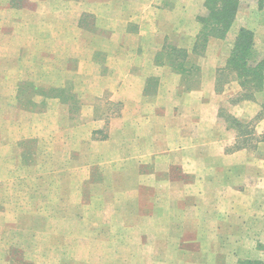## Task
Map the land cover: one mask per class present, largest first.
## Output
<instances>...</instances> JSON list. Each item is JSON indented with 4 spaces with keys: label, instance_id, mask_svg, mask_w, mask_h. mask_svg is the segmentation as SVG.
<instances>
[{
    "label": "crops",
    "instance_id": "obj_1",
    "mask_svg": "<svg viewBox=\"0 0 264 264\" xmlns=\"http://www.w3.org/2000/svg\"><path fill=\"white\" fill-rule=\"evenodd\" d=\"M21 2L0 0V60L8 51L18 66L26 126L49 128L26 139L60 140L59 177L69 182L52 183L48 166L64 193L43 202L48 212L59 204L49 218L64 235L76 244L92 235L124 264H239L264 253V141L238 147L212 102L178 94L180 73L163 50L178 34L187 63L200 57L198 80L211 85L200 97L224 69L220 54H192L195 40L174 20L183 5L88 0L98 12L83 21V0Z\"/></svg>",
    "mask_w": 264,
    "mask_h": 264
},
{
    "label": "rangeland",
    "instance_id": "obj_2",
    "mask_svg": "<svg viewBox=\"0 0 264 264\" xmlns=\"http://www.w3.org/2000/svg\"><path fill=\"white\" fill-rule=\"evenodd\" d=\"M162 1L164 7L172 5L171 0ZM175 1L180 2L184 9L174 14V20L184 23L187 36L194 40L199 35L203 37L205 34L201 32L205 27H200V19L207 20L211 13H216V8L211 7L208 14L206 0ZM17 2L22 3L21 0H16ZM236 2L235 19L231 28L222 33V40L216 37L208 38L204 50V54H212V52L213 55L220 54V64L223 67L230 57L236 30L241 27L250 31L254 29L257 32V38L256 36L254 38V51L258 56L257 60L264 59V0H236ZM81 7L85 14H88L83 21L90 18L91 11L98 12L94 6L91 10L88 0H83ZM152 13L153 11H148L149 19L152 18ZM100 15L106 19L107 12ZM184 18L189 22L185 24ZM52 24H50L51 29L54 28ZM3 30L7 31L6 28ZM207 30L210 31V27ZM183 36L181 33L178 34L177 37L180 38H177L176 43L167 45L163 49L166 58L171 60L172 66L180 73L184 89H180L178 94L180 96L191 94L193 102L203 100L212 102L217 110L218 122L224 126L231 138L239 137L242 146L252 147L264 141V90L251 99H241L238 96L240 89L234 76L225 75L221 77L219 84L214 81V87H211L209 92L205 89L200 97L198 92L202 85L203 87L211 85L198 80L202 77L204 69L200 57L196 58L194 63H187L189 59L185 55L189 50L186 48L187 42ZM6 38L3 37L4 40ZM190 50L192 52L193 48ZM196 51L200 53L201 48L197 47ZM9 53L4 51L3 58H9L0 60V264H124L120 256L122 251L119 252L120 259L113 260L112 247L106 244L96 246L92 243L94 237L89 234L83 235V243L76 244L73 236L64 235L67 229L60 226L58 218H49L52 213L59 212V204L51 202L53 208L48 212L49 209L44 207L46 204L43 202L44 198L48 194L54 196L64 191L63 188L61 192L60 188L51 187L47 174L48 166L56 169L50 175L54 176L52 183L62 182L65 187L69 182L66 173L62 172L59 177L60 155L57 151L60 140L55 139L54 145L48 146V143L46 145L42 139H34L35 141L31 138L26 139L27 136H40L46 133L45 131L48 132L49 128L44 130L39 126L28 127L24 121L25 116H20L18 111L21 107L25 108L28 103L23 99L18 100L16 96L17 93L21 94L18 88L22 85L16 83L19 69L17 65L11 63ZM204 54L201 55L204 57ZM154 83L152 79L150 85L154 86ZM117 111L114 108V112ZM82 114L88 115V112ZM231 118L239 120L241 125L237 126ZM67 156L73 158L74 154ZM82 157L84 162H89L91 158L90 155H82ZM62 164L65 165V162ZM44 166L47 167L46 170ZM61 169L64 170L65 167ZM87 192L83 193V196H89V190ZM57 198L54 196L55 200ZM66 204L62 203L61 206ZM60 232L63 234L59 235ZM257 256L244 262L264 264V253L260 251Z\"/></svg>",
    "mask_w": 264,
    "mask_h": 264
},
{
    "label": "trees",
    "instance_id": "obj_3",
    "mask_svg": "<svg viewBox=\"0 0 264 264\" xmlns=\"http://www.w3.org/2000/svg\"><path fill=\"white\" fill-rule=\"evenodd\" d=\"M210 1L211 0H206V5L208 4V14L211 7L214 9L216 8V13L213 14L210 12V17L207 20L200 19V27H205L201 34L203 33L205 35L203 37L200 35L196 37L192 47V54L202 56L201 54H204L208 38L216 37L222 40V33L231 28L235 19V10L237 5L236 0ZM208 27H210V31L207 30ZM197 47L201 48L200 53H197ZM257 59L258 56L256 51H254L253 32L240 28L235 35L232 49L230 51V57L227 60L224 69L219 71L217 74L216 84H219L221 77L229 75L234 76L240 89L238 96H240L241 99H251L255 94L261 93L264 90V59ZM232 120L237 126L241 125L239 120L234 118ZM238 147H245L240 144L239 137ZM239 264L251 263L241 262Z\"/></svg>",
    "mask_w": 264,
    "mask_h": 264
}]
</instances>
